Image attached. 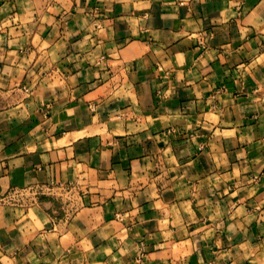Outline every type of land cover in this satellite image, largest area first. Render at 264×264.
Segmentation results:
<instances>
[{"label": "crops", "instance_id": "obj_1", "mask_svg": "<svg viewBox=\"0 0 264 264\" xmlns=\"http://www.w3.org/2000/svg\"><path fill=\"white\" fill-rule=\"evenodd\" d=\"M0 264H264V0H0Z\"/></svg>", "mask_w": 264, "mask_h": 264}, {"label": "built area", "instance_id": "obj_2", "mask_svg": "<svg viewBox=\"0 0 264 264\" xmlns=\"http://www.w3.org/2000/svg\"><path fill=\"white\" fill-rule=\"evenodd\" d=\"M19 194V193H18ZM141 256H142V252H140L138 258H137V261L140 262V259H141Z\"/></svg>", "mask_w": 264, "mask_h": 264}]
</instances>
